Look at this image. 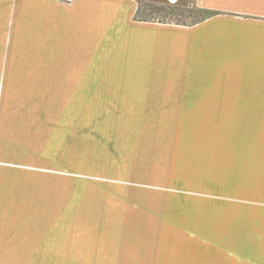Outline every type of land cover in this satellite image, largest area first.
Segmentation results:
<instances>
[{"label": "rangeland", "instance_id": "obj_1", "mask_svg": "<svg viewBox=\"0 0 264 264\" xmlns=\"http://www.w3.org/2000/svg\"><path fill=\"white\" fill-rule=\"evenodd\" d=\"M163 9L139 17L183 25L201 17L195 8ZM13 50L1 49L0 136L15 139V168L45 182L38 199L57 201L64 216L72 208L80 218L156 223L175 255L161 264H225L237 228L241 246L254 245L239 264L262 262L264 235L253 230L264 220V112L248 110L264 106L252 105L253 90L204 80L181 62L161 65L157 81L122 80L121 56L99 41L88 79L47 81L22 48ZM7 56L15 63H2ZM185 72L197 74L182 79Z\"/></svg>", "mask_w": 264, "mask_h": 264}, {"label": "crops", "instance_id": "obj_2", "mask_svg": "<svg viewBox=\"0 0 264 264\" xmlns=\"http://www.w3.org/2000/svg\"><path fill=\"white\" fill-rule=\"evenodd\" d=\"M155 7L166 14L163 7L195 8L209 17L190 25L136 19L137 13L153 15ZM97 41L122 57V80L157 81L161 65L181 62L198 66L199 74L208 75L199 77L204 80L214 75L232 89L253 90L252 105L264 106V0H0V56L1 49L20 55L15 49L22 48L24 63L40 65L44 80L88 79ZM2 63L15 62L8 57ZM80 65L87 66L80 71ZM196 74L182 73V79ZM15 144L0 136V162H7L0 163V264H161L160 257L175 256L169 253L172 238L143 218H80L72 208L67 216L58 214L57 201L38 199L45 182L15 168ZM258 177L263 195L257 202L264 207V169ZM239 232L223 249L221 255L230 258L225 264L253 253L254 245L241 246ZM253 234L264 235V220ZM251 264H264V258Z\"/></svg>", "mask_w": 264, "mask_h": 264}, {"label": "trees", "instance_id": "obj_3", "mask_svg": "<svg viewBox=\"0 0 264 264\" xmlns=\"http://www.w3.org/2000/svg\"><path fill=\"white\" fill-rule=\"evenodd\" d=\"M195 10H196V12L200 13V16H201V17H200L197 21H195V22H193V23H191V24H195V23H197V22H199V21H201V20H203V19L209 17V15H208L207 13L202 12V11H200V10H198V9H195ZM136 19H137V20H142V19L139 17V13L136 14ZM152 20H154V19L152 18ZM158 22H161V21L159 20ZM162 22H164V21H162Z\"/></svg>", "mask_w": 264, "mask_h": 264}]
</instances>
